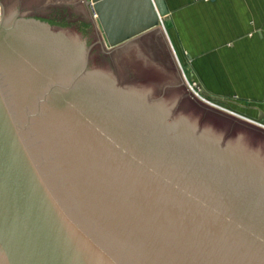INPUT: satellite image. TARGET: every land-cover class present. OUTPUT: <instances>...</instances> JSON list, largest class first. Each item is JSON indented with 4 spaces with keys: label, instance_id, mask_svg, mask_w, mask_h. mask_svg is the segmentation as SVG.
<instances>
[{
    "label": "water",
    "instance_id": "water-1",
    "mask_svg": "<svg viewBox=\"0 0 264 264\" xmlns=\"http://www.w3.org/2000/svg\"><path fill=\"white\" fill-rule=\"evenodd\" d=\"M2 1L35 21L0 34V264H264V130L186 87L163 0H91L110 50L85 0Z\"/></svg>",
    "mask_w": 264,
    "mask_h": 264
},
{
    "label": "crops",
    "instance_id": "crops-1",
    "mask_svg": "<svg viewBox=\"0 0 264 264\" xmlns=\"http://www.w3.org/2000/svg\"><path fill=\"white\" fill-rule=\"evenodd\" d=\"M163 2L164 22H171L165 35L183 54L199 90L247 102L255 115H246L261 114L264 122V0Z\"/></svg>",
    "mask_w": 264,
    "mask_h": 264
},
{
    "label": "rangeland",
    "instance_id": "rangeland-1",
    "mask_svg": "<svg viewBox=\"0 0 264 264\" xmlns=\"http://www.w3.org/2000/svg\"><path fill=\"white\" fill-rule=\"evenodd\" d=\"M87 3V6L90 10V13L92 15V18L95 22V25L97 27V30L100 34V37L102 39V42L105 46L106 50H110L118 45H121L125 42H120L119 44H116L114 47L111 46H107L106 43L104 42L101 32L97 26L96 20H97V15L93 12L92 10V5L91 0H85ZM122 7V6H121ZM163 24L164 22V18L162 19ZM159 29L161 30L164 39L169 47V50L174 58V61L176 63V66L179 70V73L181 75V78L183 80V83L186 85V87L190 90V92L202 103L217 109L221 112H224L226 114H229L235 118H238L240 120H243L247 123H250L258 128H261L264 130V122H256L255 119H253L252 117L250 118L248 115H246V112L248 111L249 113L255 115V112H253V109L250 107L251 105H249V103L247 102H242V101H238V99H235V97H230V98H225V99H220V98H215V97H210L208 95H206L204 92L201 95V91L199 90V87L197 86V82L195 81L194 78V74L189 66V64L187 63V61H185L183 54H181V52L177 49L176 46L173 45V48L171 46V44L169 43L167 36L165 35V31L164 28L162 26V24H159ZM138 37V36H137ZM136 38V37H135ZM134 39V38H132ZM198 88V89H197ZM197 93V94H196ZM257 119V117H256Z\"/></svg>",
    "mask_w": 264,
    "mask_h": 264
},
{
    "label": "flooded vegetation",
    "instance_id": "flooded-vegetation-1",
    "mask_svg": "<svg viewBox=\"0 0 264 264\" xmlns=\"http://www.w3.org/2000/svg\"><path fill=\"white\" fill-rule=\"evenodd\" d=\"M0 9H1V14H2L1 15V22H0V34L3 35L4 37H8L9 35H10L9 37L16 36L17 35V33H16L17 26H19V25L22 26L21 25L22 20H25L26 22L35 21L34 19L26 18V16H25L26 14L24 15L20 11L13 13V14H9L8 8L2 0H0ZM28 24H30V23H28ZM31 26H32V24H31ZM2 32H8V33L3 34Z\"/></svg>",
    "mask_w": 264,
    "mask_h": 264
},
{
    "label": "bare ground",
    "instance_id": "bare-ground-1",
    "mask_svg": "<svg viewBox=\"0 0 264 264\" xmlns=\"http://www.w3.org/2000/svg\"><path fill=\"white\" fill-rule=\"evenodd\" d=\"M0 20H1V9H0Z\"/></svg>",
    "mask_w": 264,
    "mask_h": 264
},
{
    "label": "built area",
    "instance_id": "built-area-1",
    "mask_svg": "<svg viewBox=\"0 0 264 264\" xmlns=\"http://www.w3.org/2000/svg\"><path fill=\"white\" fill-rule=\"evenodd\" d=\"M198 89V88H197ZM197 94V93H196Z\"/></svg>",
    "mask_w": 264,
    "mask_h": 264
}]
</instances>
